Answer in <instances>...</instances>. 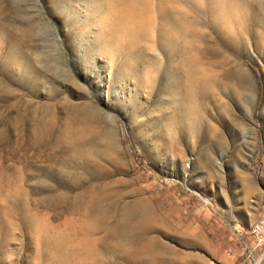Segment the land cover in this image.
<instances>
[{
	"label": "rangeland",
	"instance_id": "1",
	"mask_svg": "<svg viewBox=\"0 0 264 264\" xmlns=\"http://www.w3.org/2000/svg\"><path fill=\"white\" fill-rule=\"evenodd\" d=\"M237 1L0 0V264L255 263L264 0Z\"/></svg>",
	"mask_w": 264,
	"mask_h": 264
},
{
	"label": "built area",
	"instance_id": "2",
	"mask_svg": "<svg viewBox=\"0 0 264 264\" xmlns=\"http://www.w3.org/2000/svg\"><path fill=\"white\" fill-rule=\"evenodd\" d=\"M253 244L247 246L249 254L256 262L258 259L264 260V208L259 217L254 221L249 230ZM255 264V263H254Z\"/></svg>",
	"mask_w": 264,
	"mask_h": 264
},
{
	"label": "bare ground",
	"instance_id": "3",
	"mask_svg": "<svg viewBox=\"0 0 264 264\" xmlns=\"http://www.w3.org/2000/svg\"><path fill=\"white\" fill-rule=\"evenodd\" d=\"M198 1H199V0H198ZM219 1H221V3L224 2L225 5H226V3L228 4V3H230V2H231L232 4L234 3L233 5L231 4V6H234L235 4H237L236 7L238 6L239 3L241 4V2H239V1H237V0H219ZM240 4H239V6H238L239 8H240ZM226 6H229V7H230L229 4L226 5ZM234 7H235V6H234ZM233 9H235V8H233ZM236 10L238 11L239 9H235L234 12H235ZM240 11H241V10H240ZM240 11H239V12H240ZM232 12H233V11H232ZM234 12H233V13H234ZM235 14H236V13H235ZM232 15H233V14H232ZM232 15L230 14V16H232ZM239 15H240V13H239ZM239 15H238V12H237V17H239ZM233 16L236 17V15H233ZM233 19H234V17H233ZM234 20H239V18H238V19L235 18ZM240 78H241V77H240ZM238 79H239V77H238ZM237 96H238V95H237ZM239 97H241V96L239 95ZM240 102H241V101H240ZM193 109H194V111H196V110H195V107H194ZM193 114H194V113H193ZM195 117H196V116H195ZM260 260H261V259H260ZM260 260L258 259V260L255 262V264H260Z\"/></svg>",
	"mask_w": 264,
	"mask_h": 264
}]
</instances>
